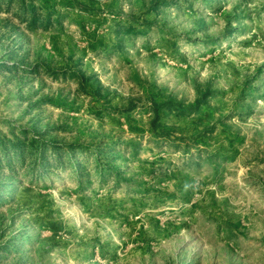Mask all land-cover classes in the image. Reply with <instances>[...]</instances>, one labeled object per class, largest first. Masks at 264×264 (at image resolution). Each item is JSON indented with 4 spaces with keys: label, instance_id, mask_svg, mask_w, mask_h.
I'll use <instances>...</instances> for the list:
<instances>
[{
    "label": "rangeland",
    "instance_id": "rangeland-1",
    "mask_svg": "<svg viewBox=\"0 0 264 264\" xmlns=\"http://www.w3.org/2000/svg\"><path fill=\"white\" fill-rule=\"evenodd\" d=\"M0 264H264V0H0Z\"/></svg>",
    "mask_w": 264,
    "mask_h": 264
}]
</instances>
